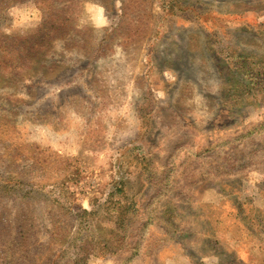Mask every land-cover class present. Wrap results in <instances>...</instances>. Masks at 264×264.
<instances>
[{"label":"rangeland","instance_id":"1","mask_svg":"<svg viewBox=\"0 0 264 264\" xmlns=\"http://www.w3.org/2000/svg\"><path fill=\"white\" fill-rule=\"evenodd\" d=\"M83 259L264 264V0H0V264Z\"/></svg>","mask_w":264,"mask_h":264},{"label":"trees","instance_id":"2","mask_svg":"<svg viewBox=\"0 0 264 264\" xmlns=\"http://www.w3.org/2000/svg\"><path fill=\"white\" fill-rule=\"evenodd\" d=\"M83 260H79V261H83ZM74 263H78V260H76ZM83 263L85 264V260L83 261Z\"/></svg>","mask_w":264,"mask_h":264}]
</instances>
